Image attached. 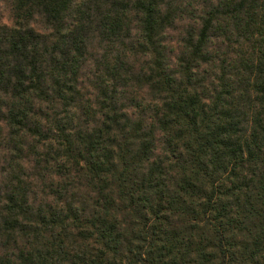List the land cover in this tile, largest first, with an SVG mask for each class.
<instances>
[{
    "label": "trees",
    "instance_id": "1",
    "mask_svg": "<svg viewBox=\"0 0 264 264\" xmlns=\"http://www.w3.org/2000/svg\"><path fill=\"white\" fill-rule=\"evenodd\" d=\"M0 264H264V0H0Z\"/></svg>",
    "mask_w": 264,
    "mask_h": 264
},
{
    "label": "rangeland",
    "instance_id": "2",
    "mask_svg": "<svg viewBox=\"0 0 264 264\" xmlns=\"http://www.w3.org/2000/svg\"><path fill=\"white\" fill-rule=\"evenodd\" d=\"M6 19V17H3V20Z\"/></svg>",
    "mask_w": 264,
    "mask_h": 264
}]
</instances>
